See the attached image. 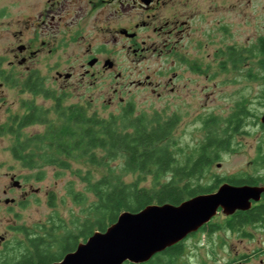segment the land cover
<instances>
[{
  "label": "rangeland",
  "instance_id": "1",
  "mask_svg": "<svg viewBox=\"0 0 264 264\" xmlns=\"http://www.w3.org/2000/svg\"><path fill=\"white\" fill-rule=\"evenodd\" d=\"M15 2L0 0V13L5 7L8 16L4 23L3 18H0V59L4 61L1 69L5 72L16 70L15 65L10 66V62L14 61L13 53L17 44L13 27ZM239 3L241 6L238 9L229 7L226 17L235 34L233 39L246 46L239 60L230 59L224 64L200 65L197 68L181 65L173 69H169L170 65L120 64L117 68L120 77L109 91L107 88L104 92H58L66 95L64 106L77 104L86 107L90 113L98 112L108 117L120 113L124 105L133 103L136 116H153L158 113L164 120L177 117L178 123L170 142L175 143L174 149L181 148L190 157L198 154V149L209 135L223 138L231 136L230 149L219 152V160L214 162L202 182L210 183L216 177L229 178L249 172L259 146L264 147V131L260 122L264 114V57L258 55L257 51H251L256 38L259 35L264 37V0H243ZM216 49L214 47L213 51ZM159 68L166 69L161 70L164 72L161 78L155 77L156 81L164 85L173 78V92L170 88L164 90L161 87V92L154 93L148 88L130 85L132 81L144 80L148 73ZM172 72L177 73L176 78L172 74L166 75ZM53 81L54 78L50 79L47 86L55 90L63 87L54 85ZM116 88L118 92H114ZM79 93H85L84 97H77ZM29 104L53 111L55 102L23 92L13 80L6 81L0 77V126L9 125L16 115H25ZM239 105L245 106L249 116L244 118L238 133L226 135L224 130L228 126L227 120ZM55 118L51 112L50 119ZM210 118H214L215 124L207 128L205 122ZM44 129L35 126L27 128L24 133H38ZM13 141L11 135H0V198L3 199L0 204V243L9 240L6 247H0V262L4 260L3 254H9L15 259L28 246L20 232L13 229L22 226L35 228L49 220L54 212L48 203L51 192L57 197V212L66 221H70L73 215L82 217L83 205L74 203L66 188L69 182H74L76 190L86 193L84 183L75 176L76 170L80 169L83 173L91 171L96 179L102 173L79 161L73 163L71 171L46 168L45 180L38 182L34 178L36 171L23 168L21 163L13 159ZM179 158L184 159L182 156ZM11 176L21 181L23 190L10 189L13 187ZM26 177L31 179L27 180ZM128 180H135V177L131 176ZM151 182L152 177L149 176L142 185L149 186ZM5 189L11 190L6 196L3 195ZM87 197L88 204L93 196L88 194ZM4 199H15L18 202L25 199L23 202L26 204L23 207L18 203L7 205ZM223 217L226 216L219 212L215 218L216 223L222 222ZM247 232L250 237H240L226 230L195 236L185 242L181 255L171 264H264V226H249Z\"/></svg>",
  "mask_w": 264,
  "mask_h": 264
},
{
  "label": "trees",
  "instance_id": "2",
  "mask_svg": "<svg viewBox=\"0 0 264 264\" xmlns=\"http://www.w3.org/2000/svg\"><path fill=\"white\" fill-rule=\"evenodd\" d=\"M251 51L264 57V37L259 47ZM2 66L3 60L0 59V77L5 73ZM27 87L30 94L52 100L55 105L52 111L29 104L28 113L16 115L9 125L0 126V135L13 136V159L23 168L36 171L34 178L38 182L45 180L46 168L71 171L73 163L79 161L102 173L96 179L91 171L76 170L75 176L84 183L86 193L76 190L74 182H69L66 188L73 202L83 205L82 217L73 215L70 221H66L57 212V197L51 192L48 203L54 212L49 220L37 225L35 231L20 228V232L26 233L28 246L15 259L3 254L4 260L0 264H53L75 251L94 233L106 231L123 212L137 213L156 204L180 205L195 196L213 193L226 182L236 186H264L263 146H259L249 172L229 178L216 177L210 183H203L202 179L219 160V152L230 149L231 136L209 135L198 154L190 157L181 148L174 149L175 143L170 142L178 123L177 117L164 120L158 113L136 116L133 103L124 105L118 114L104 117L98 112H88L81 105L65 107V94L45 91L40 83ZM51 112L55 114V120L50 119ZM248 116L245 106L239 105L227 120L224 133H238ZM205 124L207 128L212 127L214 118ZM35 126L45 129L38 133H24L27 128ZM261 127L264 131V124ZM131 176L135 180H128ZM149 176L152 177L151 184L142 185ZM88 194L93 199L87 204ZM256 225L264 226V194L250 210L237 211L211 225L209 234L227 230L245 238L250 237L247 227ZM182 249L181 244L176 245L143 264H171L181 255Z\"/></svg>",
  "mask_w": 264,
  "mask_h": 264
},
{
  "label": "flooded vegetation",
  "instance_id": "3",
  "mask_svg": "<svg viewBox=\"0 0 264 264\" xmlns=\"http://www.w3.org/2000/svg\"><path fill=\"white\" fill-rule=\"evenodd\" d=\"M239 1L243 0H16L13 27L17 44L10 62L16 70L1 78L13 80L23 92H31L27 86L35 83L48 92H104L120 77V64L170 65L173 69L239 60L246 46L233 39L234 31L226 19L229 7L238 9ZM6 17L4 7L0 13L3 23ZM261 39L260 35L256 38L252 50L259 47ZM164 69H154L144 80L130 85L154 93L161 92V87L173 92V78L164 85L155 79L161 78ZM169 74L176 78V72ZM53 78L54 85L63 87L55 90L47 86ZM11 179L10 189L23 190L21 181L15 176ZM10 191L3 190V195ZM25 199L4 201L23 207ZM215 218L179 244L184 247L195 236L209 235ZM23 227L12 229L20 232ZM19 234L27 240L26 233ZM8 241L0 247H6Z\"/></svg>",
  "mask_w": 264,
  "mask_h": 264
},
{
  "label": "water",
  "instance_id": "4",
  "mask_svg": "<svg viewBox=\"0 0 264 264\" xmlns=\"http://www.w3.org/2000/svg\"><path fill=\"white\" fill-rule=\"evenodd\" d=\"M264 124V114L260 118ZM264 186H236L228 182L215 192L201 194L180 205H150L137 213L123 212L104 232L94 233L75 251L53 264H143L197 233L217 216L247 211L258 203Z\"/></svg>",
  "mask_w": 264,
  "mask_h": 264
},
{
  "label": "bare ground",
  "instance_id": "5",
  "mask_svg": "<svg viewBox=\"0 0 264 264\" xmlns=\"http://www.w3.org/2000/svg\"><path fill=\"white\" fill-rule=\"evenodd\" d=\"M218 215V214H217Z\"/></svg>",
  "mask_w": 264,
  "mask_h": 264
}]
</instances>
